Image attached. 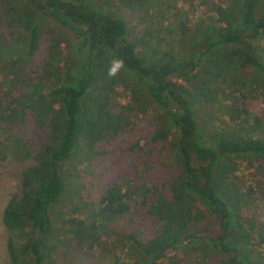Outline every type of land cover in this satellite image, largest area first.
Segmentation results:
<instances>
[{
  "label": "trees",
  "instance_id": "obj_1",
  "mask_svg": "<svg viewBox=\"0 0 264 264\" xmlns=\"http://www.w3.org/2000/svg\"><path fill=\"white\" fill-rule=\"evenodd\" d=\"M122 3L0 0V174L8 157L32 161L2 210L8 264H50L68 244L117 248L110 264H264V118L249 123L240 107L264 104V0ZM182 3L200 10L194 22ZM160 7L175 11L183 54L153 46L157 31L173 33L149 16ZM113 59L124 67L109 78ZM117 87L130 121L105 110ZM146 112L152 131L135 138ZM125 127L130 177L83 200L71 178Z\"/></svg>",
  "mask_w": 264,
  "mask_h": 264
},
{
  "label": "rangeland",
  "instance_id": "obj_2",
  "mask_svg": "<svg viewBox=\"0 0 264 264\" xmlns=\"http://www.w3.org/2000/svg\"><path fill=\"white\" fill-rule=\"evenodd\" d=\"M104 1L106 2L107 6L111 5L113 8V6H121V4H123L122 2L125 0H93V2L97 3L101 7L102 4H104ZM179 5L180 9L188 13V19L190 20V23L194 22L200 13V10L196 9L192 13L191 5L186 3ZM157 11V13L151 14L149 16L153 18L157 22L156 24H158L160 27L164 26L165 23L169 24L172 27L173 33L164 32L163 30L159 32L157 31L154 34L155 37L153 38V43H156L153 44L154 48L158 50L159 54L168 51L173 52L174 54H183L184 48L183 46L178 45L176 40L178 39V32L175 28H173L174 20L172 16L174 15L175 11H164L162 7L158 8ZM129 12L124 10L123 14L130 26V21L135 24L136 17L132 16L130 18ZM144 20L145 19L143 17L142 23H138L136 28L144 29V27H146L145 25H147ZM70 41L71 43L75 44V39H71ZM62 52L63 56L69 58L70 53L66 51L64 52V50H62ZM123 88L125 89V87ZM107 100H110V102L113 100V102L110 106H108V108L105 107V110H109L110 113L121 112L126 117H128L130 121V112L125 108L126 105L127 107L130 105L129 91H125L121 87H117L115 88L113 95L110 94ZM107 105L108 104H106V106ZM115 105H117V107H114ZM240 107L248 111L249 118L247 121H249V123L252 121V118H250L251 115L261 119L264 118V104L260 102L259 99H245L241 102ZM211 114H213V111ZM224 114L225 113L219 117L221 120L228 119V116ZM217 115L218 114L213 115V117ZM136 118L138 119L137 123H139L135 127L136 130H134V137L136 138L143 135L147 138L152 131V126L154 124L151 113L146 112L145 114L137 116ZM199 118H201V116H199ZM31 128L33 127L28 126L23 132H26V135L29 136L31 134ZM125 130V132L110 136L107 140H102L95 145L98 154L92 156V159L89 161L90 163L88 168L91 171H88L85 160H83V162L78 166V168L81 169L79 171L78 177L75 179L71 178V182L72 184L73 181H79L78 183H82L80 193L83 200H89L87 192H89L91 189L93 190L94 186L97 189L96 192H102L104 188L108 187L113 181L119 182L121 181V178L127 179L130 177V162L132 161L130 150L128 149L130 145V127H125ZM31 163V160L16 162L8 157L6 160V166L0 174V264H8V258L5 250L7 233L1 221L2 210L8 198L12 194L19 195L20 172L23 170V168ZM239 167L242 169V172L238 171L236 172V175H238L240 180H243L244 182L248 181V176L244 175L248 174V171L251 168H249L243 161L239 162ZM255 197L257 199L256 203L258 206L257 214L261 220H264V206L260 203L262 197H259L258 193L255 194ZM61 210L65 212L64 209ZM64 214H66L65 217L67 218V211ZM101 247L99 246L98 248L94 249V251L82 247H71L70 244H68L66 247H57L56 250L49 256V259H51L50 264H110L112 262V255L115 254V250L117 251V248L113 249L112 253H109L111 252L110 250H103V252L102 250H99ZM210 263H212V260L206 258L204 264Z\"/></svg>",
  "mask_w": 264,
  "mask_h": 264
},
{
  "label": "clouds",
  "instance_id": "obj_3",
  "mask_svg": "<svg viewBox=\"0 0 264 264\" xmlns=\"http://www.w3.org/2000/svg\"><path fill=\"white\" fill-rule=\"evenodd\" d=\"M124 67V62L123 60L120 59H113L107 69L106 75L109 78H114L116 77L121 69Z\"/></svg>",
  "mask_w": 264,
  "mask_h": 264
}]
</instances>
